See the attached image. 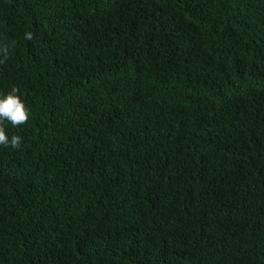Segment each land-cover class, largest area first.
I'll return each mask as SVG.
<instances>
[{
	"label": "trees",
	"instance_id": "obj_1",
	"mask_svg": "<svg viewBox=\"0 0 264 264\" xmlns=\"http://www.w3.org/2000/svg\"><path fill=\"white\" fill-rule=\"evenodd\" d=\"M2 44L0 264H264V0H0Z\"/></svg>",
	"mask_w": 264,
	"mask_h": 264
},
{
	"label": "clouds",
	"instance_id": "obj_2",
	"mask_svg": "<svg viewBox=\"0 0 264 264\" xmlns=\"http://www.w3.org/2000/svg\"><path fill=\"white\" fill-rule=\"evenodd\" d=\"M24 38L32 40L33 33L31 31L25 32ZM0 55L3 57L0 59V64H3L9 56V46L7 44L0 45ZM18 92L19 89L14 86L7 94L0 95V145L4 147L11 146L13 149L20 148L22 138L15 134L9 138L3 123L7 121L13 127H18L27 123L30 114V110L18 95Z\"/></svg>",
	"mask_w": 264,
	"mask_h": 264
},
{
	"label": "water",
	"instance_id": "obj_3",
	"mask_svg": "<svg viewBox=\"0 0 264 264\" xmlns=\"http://www.w3.org/2000/svg\"><path fill=\"white\" fill-rule=\"evenodd\" d=\"M8 1H10V2H14V1H16V0H8Z\"/></svg>",
	"mask_w": 264,
	"mask_h": 264
}]
</instances>
